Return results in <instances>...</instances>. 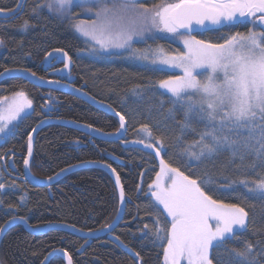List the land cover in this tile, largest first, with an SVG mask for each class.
<instances>
[{
	"label": "trees",
	"instance_id": "obj_1",
	"mask_svg": "<svg viewBox=\"0 0 264 264\" xmlns=\"http://www.w3.org/2000/svg\"><path fill=\"white\" fill-rule=\"evenodd\" d=\"M18 2L0 0V9L5 12L15 10ZM39 2L41 0H23L18 12L8 18H0V40L3 41L0 45V72L6 68H24L39 77L47 78L43 70L45 53L63 49L72 60L73 85L124 115L126 134L118 142L98 139L90 142V137L82 132L69 127L48 125L36 136L30 172L36 178L45 179L72 165L106 163L120 178L125 193V211L122 221L112 230L111 235L94 238L87 245L85 239L69 232L49 230L35 235L21 225L14 226L1 240L0 263L41 264L49 252L60 249L71 256L73 264H163L162 244L155 237L154 220L157 213L152 207L148 188L159 171V158L155 156L154 148L149 149L137 143L141 139H145L146 143H154L158 137L167 148L166 152L161 153L167 162L185 174L194 170L193 178L205 168L209 169L215 176V187L220 190L206 189L208 194L225 203H238L249 213L245 231L238 232L232 240L226 241L223 248L210 250L213 264H217L218 257L227 259L225 249L243 250L247 243L255 247V264H264V198L249 194L245 187L235 186L231 190L224 187L233 179L256 180L259 174H264V170L245 172L244 168L239 167L241 162L238 158L229 164L231 154L227 151L199 165H186V158H181L179 153L184 145L199 138V132L205 130V123L194 116L191 123L195 131H186L181 144L176 146L175 138L180 135L177 122L183 120V109L177 105L174 115L170 116L168 109L172 104L167 95L155 90H146L139 96L132 92L137 85L148 89L156 81L177 73L154 71L124 56H90L85 45L66 23L45 9L32 12ZM25 20L29 21V27L22 31L20 25ZM238 32L247 33L246 30H218L195 35L198 40L222 43L223 39ZM148 46H162L171 53L183 51L175 41L160 37L133 45L138 49ZM20 90L33 101V107L31 113L0 143V157L6 154L7 158L13 157V167L7 166L10 175L4 172L0 159V183L5 184V190L0 191V225L16 216L25 218L34 227L66 224L74 225V228L84 232L102 229L104 224L112 222L118 209L117 190L108 174L96 168L82 169L48 187H38L24 180L23 163L28 133L46 118V112L43 111L45 108H42L46 101L51 105L52 118L92 125L105 133L116 132L119 128L118 120L76 97L36 87L21 78L0 82V97L10 96ZM161 100L164 101L163 106L160 105ZM142 124H148L152 129V141L147 140L139 131ZM108 156L115 158L117 163L109 160ZM13 182L17 187H9ZM21 196L25 198L23 203L20 202ZM160 223L164 227L170 226L163 217ZM145 225H148L147 230ZM116 237L131 250V254L112 241L111 238ZM135 253H139L138 258ZM48 264L65 263L61 255H56Z\"/></svg>",
	"mask_w": 264,
	"mask_h": 264
},
{
	"label": "snow or ice",
	"instance_id": "obj_2",
	"mask_svg": "<svg viewBox=\"0 0 264 264\" xmlns=\"http://www.w3.org/2000/svg\"><path fill=\"white\" fill-rule=\"evenodd\" d=\"M85 3L96 5L95 11L89 8L83 13L94 16V19L91 22L80 20L72 26L86 38L90 56H124L154 71L181 70V75L156 81L148 89L137 85L132 92L139 96L146 90H155L167 95L172 104L168 109L170 116L174 115L177 105L183 109V120L177 122L180 135L175 138L176 146L181 144L186 131H195L191 123L194 116L205 123V130L199 132V138L184 145L179 153L181 158H186V165H199L227 151L231 154L229 164L238 158L241 162L239 167L244 168L245 172L264 170V31L250 29L246 34L238 32L223 39L222 43L198 40L191 35L198 30H215L210 26H229L240 21L264 29V0H162L152 7L140 3V0H41L32 12L47 8L49 13L61 19L67 16L75 20L72 7ZM14 11L5 13L4 9H0V14L11 15ZM28 27L29 21L25 20L20 30L26 31ZM185 32L188 35L182 38L183 51L171 53L162 46L133 47V44L160 33L170 34V37L162 38H171ZM58 53L63 54L64 69L57 71L68 69L71 58L63 49L45 53L48 67L52 66L53 60L60 59ZM10 72H26L37 82L43 81L35 72L24 68H6L0 72V76ZM47 83L57 84L60 81L49 80ZM163 103L161 100L160 105L163 106ZM32 107L33 101L23 90L14 92L11 97H0V136L29 115L28 110ZM107 107L111 108V105ZM42 108L52 110L48 101ZM115 115L119 117L120 127L114 134L123 135L126 131L125 116L120 112ZM44 123L46 120H41L28 133V155L24 158L26 168L29 167V157L33 151L34 133ZM85 127L92 129V125ZM139 131L147 140L154 139L148 124L140 125ZM137 143L154 148L155 156L159 158V171L148 188L152 207L157 213L154 220L155 237L162 244L163 264H213L210 250L223 248L226 241L245 231L249 213L238 203H225L208 194L206 189L220 190L215 187V176L209 169L205 168L193 178L194 170L185 174L167 162L161 156L167 148L160 138H155L154 143H146L145 139ZM65 171L67 169H61V173ZM29 176L30 171L25 179ZM47 179L51 181L54 177ZM116 185L121 207L117 209V217L103 225L107 231L112 230L125 202L119 176L116 177ZM235 186L245 187L249 194L264 198V174L251 181L233 179L224 187L231 190ZM9 187L17 186L13 182ZM2 190H5L4 183H0ZM24 199L21 196L20 202L23 203ZM9 210H12L11 207ZM161 217L170 226L164 227L160 223ZM17 219L27 224L25 218L12 216L4 225H0V232H4L7 225ZM144 228L147 230L148 225ZM87 235H92L91 229ZM116 239L119 240V237ZM165 240L166 243H163ZM254 251L251 243H247L243 250L225 249L227 259L218 257L217 264H255ZM63 255L67 258V264H72V258L66 251H63ZM135 255L139 257V253ZM47 261L46 256L41 264H47Z\"/></svg>",
	"mask_w": 264,
	"mask_h": 264
},
{
	"label": "water",
	"instance_id": "obj_3",
	"mask_svg": "<svg viewBox=\"0 0 264 264\" xmlns=\"http://www.w3.org/2000/svg\"><path fill=\"white\" fill-rule=\"evenodd\" d=\"M22 2H23V0H22ZM18 4H21V0H19ZM20 8H21V6L20 7H16L15 11L12 12V13L18 12ZM5 13H7V12H5ZM9 16L10 15L0 14V18H8ZM210 28H213V26H210ZM204 31H209V30H204ZM199 32H202V31H199V30L198 31H194V32L191 33V35L199 33ZM182 34L188 35V33H186V32L182 33ZM51 52H53V51H51ZM57 55L60 56V59L59 60H54V62H51L52 63L51 67H53L55 65H58V64H61V67L58 68V69H64L63 54L62 53H58ZM51 67H48V62L45 61V59H44L43 60V70L47 71ZM71 68H72V60H70L68 69H65L63 71H57L58 69H56V70H54V71L49 73L50 76H56L58 78L67 77V79H65V81L58 80V81H60V83H57V84H49V83H47V81L55 80V79L43 78V77H42L43 81L37 82L34 78L30 77L26 72H10L6 76H0V82L4 81L6 79H9V78H21L24 81H26L29 84L34 85L36 87L45 88V89H48V90L57 91V92H61V93L76 97V98L84 101L85 103L93 106L94 108H96V109H98L100 111H103V112L109 114L110 116L116 118L118 120V122H119V127H120L119 117L115 115L116 111L112 107L111 108L107 107L108 104L100 102V101L94 99L93 97H91L89 94H87L82 89H81V91H75V89H80V88H78V87L73 85L74 79H73L72 76H70ZM37 77H39V76H37ZM43 111L46 112V118L43 119V120H46V123L40 125L38 130L34 133L33 151H32L31 156L29 157L30 162L32 160V156H33V153H34V144H35L36 136L44 127H46L48 125H59V126L69 127V128L74 129V130H77L79 132H82V133H84V134H86V135H88L90 137V139H89L90 142L92 141V139H98V140H102V141H105V142H118V141L122 140L123 137L126 134V131L123 132V135L114 134L116 132H114V133H105V132H102V131H94L93 129H95V128L92 127V129H89V128L85 127L86 126L85 124H81V123H77V122H73V121H69V120L54 119V118H52L50 111H48L47 109H44ZM37 125L34 128H36ZM27 155H28V139H27L26 156ZM6 156H7V154L2 159V164H3V168H4L5 172H7L6 168L4 167V161H5ZM108 159L113 161V162H115V163H117V160L115 158L111 157V156H108ZM10 165H11V163H10ZM74 166L75 167L66 168L67 171H65L63 173H61V171L58 172V173H61V174H59V175L55 174L54 176H52V177H54V179L51 180V181H48L47 178H45V179L36 178L32 174L27 179H25L26 174L30 171V163H29V167L28 168H26L24 166V163H23V178H24V180H26L29 184H31L33 186L48 187V186L60 181L61 179L65 178L69 174L74 173L76 171H79V170H82V169L96 168V169L102 170L106 174H108L109 177L111 178V180L113 181V183L115 185V188L117 190V195H118V208L121 207L120 197H119V189L117 188V185H116V177L118 175H117L116 171H113L112 167H108L109 165L106 164V163H103V162H85V163L76 164ZM120 184H121V182H120ZM125 204H126V200H125L124 204L122 205L123 211L119 214L118 220L113 223L112 230L122 221V218H123V215H124V211H125ZM115 217H117V213H116ZM18 225H21L27 232H29L31 234H35V235L43 234V233H45V232H47L49 230H59V231L69 232V233H71L73 235H76L78 237H81V238L85 239L86 240L85 245L89 244L90 241L92 239H94V238H98V237L106 236V235H111V232H112V230L111 231H107V230H104L102 228L100 230L92 232V235L88 236L87 232L77 231V228L70 227L69 225H68V227H66L65 226L66 224H51V225L42 226V227H29L28 223L25 224L21 220L17 219L15 221H13L12 223L8 224L7 228H6V230L4 232H0V243H1V240H2L3 236L6 234V232L8 230H10L11 228H13L14 226H18ZM111 239L121 249L126 250L130 254L132 253L120 241H118L115 238H111ZM82 249L80 250V252L82 251ZM56 255H61L63 260H64V263L67 264V258L63 255V251H61L60 249L53 250V251H51V252H49L47 254V257H48L47 264Z\"/></svg>",
	"mask_w": 264,
	"mask_h": 264
},
{
	"label": "rangeland",
	"instance_id": "obj_4",
	"mask_svg": "<svg viewBox=\"0 0 264 264\" xmlns=\"http://www.w3.org/2000/svg\"><path fill=\"white\" fill-rule=\"evenodd\" d=\"M140 2H142V1L140 0ZM161 2H159V3H161ZM147 3L149 5L148 7H152L153 5L157 4L158 2H147ZM89 8H91V9H93V11H95L96 5L87 4V3L74 5L72 7V9H71V12L73 13L74 10H77L78 11L76 13H73V14H75V20H73V19H71V18H69L67 16L65 18L61 19L56 14L52 13L58 19H60V21H62V22H64V23L67 24V26L71 29V31L80 39V41L82 42V44L85 45L86 49H88V47H89V44L86 43V38L83 37L80 33H78L72 25L74 23H76L77 21H80V20L87 21V22H91L94 19V16L83 15L84 11H86ZM43 9H45V11L49 12L47 10V8H43ZM185 36L186 35H181L180 37L179 36H176V37H171V38H167V39H171V40L175 41V43H178L182 47V50H183L182 38L185 37ZM157 37H160V38H162V37H170V34L160 33L159 35L153 36L152 38H157ZM146 40L147 39H145L143 42H145ZM169 72H175V73H177V75H181L182 74L181 70H179V69H176V70H173V71H169ZM11 96L12 95L7 96V97H11ZM28 111L31 113L32 109H30ZM21 120H19L18 123H16V126L21 122ZM15 127L11 128L10 131H7L5 135L0 136V143L2 142L3 139H5V137H7L15 129Z\"/></svg>",
	"mask_w": 264,
	"mask_h": 264
},
{
	"label": "flooded vegetation",
	"instance_id": "obj_5",
	"mask_svg": "<svg viewBox=\"0 0 264 264\" xmlns=\"http://www.w3.org/2000/svg\"><path fill=\"white\" fill-rule=\"evenodd\" d=\"M142 2H140V3H147V2H161L162 0H141ZM148 4V3H147ZM213 28L215 29V30H209V31H234V30H246V32H248L250 29H252V30H254V31H257V32H260V31H264V29H262L261 27H259V26H256V27H254V25L252 24V23H249V22H243V21H240V22H237V23H235L234 25H229V26H221V27H217V26H213ZM207 31H202V32H199V33H196V34H204V33H206ZM192 36H195L196 37V35L195 34H193ZM52 62H54V60L52 61ZM61 67V64H58V65H55V66H53V67H51L50 69H48L47 71H45V73H46V76H47V78H50V79H55V80H63V81H65V79H67V77H64V78H58V77H56V76H50L49 75V73L50 72H52V71H54V70H56V69H58V68H60ZM70 76H72L71 75V72H70ZM7 160V161H6ZM10 163H11V165H10ZM2 166H3V164H2ZM7 166L9 167V168H12L13 167V157H10V158H7L6 157V159H5V161H4V167L6 168V170H7ZM3 168V167H2ZM4 169V168H3ZM4 172H5V170H4ZM8 175H10L9 173H8Z\"/></svg>",
	"mask_w": 264,
	"mask_h": 264
},
{
	"label": "bare ground",
	"instance_id": "obj_6",
	"mask_svg": "<svg viewBox=\"0 0 264 264\" xmlns=\"http://www.w3.org/2000/svg\"><path fill=\"white\" fill-rule=\"evenodd\" d=\"M187 36V35H186ZM180 37V36H179ZM73 166V165H72Z\"/></svg>",
	"mask_w": 264,
	"mask_h": 264
}]
</instances>
